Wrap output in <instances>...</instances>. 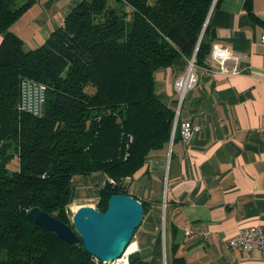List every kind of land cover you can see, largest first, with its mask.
<instances>
[{
	"label": "trees",
	"instance_id": "obj_1",
	"mask_svg": "<svg viewBox=\"0 0 264 264\" xmlns=\"http://www.w3.org/2000/svg\"><path fill=\"white\" fill-rule=\"evenodd\" d=\"M42 1L0 0V264H102L27 212L72 225L73 184L95 174L107 178L100 211L130 195L127 179L174 139L175 112L158 98L156 73L184 59L208 65L223 0H83L28 48L12 26ZM25 80L47 88L39 115L20 108ZM128 264L150 262L133 252Z\"/></svg>",
	"mask_w": 264,
	"mask_h": 264
},
{
	"label": "crops",
	"instance_id": "obj_2",
	"mask_svg": "<svg viewBox=\"0 0 264 264\" xmlns=\"http://www.w3.org/2000/svg\"><path fill=\"white\" fill-rule=\"evenodd\" d=\"M82 1L43 0L12 29L31 40L28 48L40 47ZM212 19L213 48L240 57V72L211 71L210 60L177 115L175 82L189 61L158 71V98L174 110L176 132L128 182L130 195L147 203L131 249L150 264H172L175 257L187 264H264L262 252L227 245L241 229L264 227V0H223ZM187 122L193 126L188 142ZM106 179L95 174L76 181L71 213L97 207Z\"/></svg>",
	"mask_w": 264,
	"mask_h": 264
},
{
	"label": "water",
	"instance_id": "obj_3",
	"mask_svg": "<svg viewBox=\"0 0 264 264\" xmlns=\"http://www.w3.org/2000/svg\"><path fill=\"white\" fill-rule=\"evenodd\" d=\"M129 187V183L125 185ZM147 207L131 195L118 194L108 201L105 212L86 206L72 216V225L66 224L41 208L27 212L28 219L70 245L82 246L103 264H113L132 244L135 232L141 227Z\"/></svg>",
	"mask_w": 264,
	"mask_h": 264
},
{
	"label": "built area",
	"instance_id": "obj_4",
	"mask_svg": "<svg viewBox=\"0 0 264 264\" xmlns=\"http://www.w3.org/2000/svg\"><path fill=\"white\" fill-rule=\"evenodd\" d=\"M261 43L264 45V35ZM211 62H213V69L211 71L220 72L228 75H235L240 72L241 58L233 56L228 48L221 46L214 47L211 52ZM234 63L233 67L228 66V62ZM200 67L196 64L195 58L189 60L186 72L180 76L175 82V89L178 94L177 115L180 113L187 94L193 90L200 81ZM264 81V76H263ZM46 90L44 85L34 83L28 80L22 82L21 85V100L20 108L22 111L39 115L42 113L43 106L46 101ZM193 131V126L190 122L183 124V138L186 142L189 141ZM176 132V124L173 129V138ZM130 182V178L127 179ZM189 236L194 234L193 230L187 231ZM227 245L229 248L246 249L249 251L258 250L264 254V227L251 226L241 229L236 235L229 238ZM132 253V252H131ZM124 255L116 264H128L130 254ZM103 264V263H102Z\"/></svg>",
	"mask_w": 264,
	"mask_h": 264
},
{
	"label": "rangeland",
	"instance_id": "obj_5",
	"mask_svg": "<svg viewBox=\"0 0 264 264\" xmlns=\"http://www.w3.org/2000/svg\"><path fill=\"white\" fill-rule=\"evenodd\" d=\"M22 27V26H21ZM23 32H25L24 30H22ZM25 37V36H24ZM25 41H31V40H29V38L28 37H25ZM32 44H33V42H31ZM18 167V159L17 158H15L13 161H12V164H11V168H17ZM73 215V214H72ZM129 251H131V252H133L132 251V249H131V246H130V250Z\"/></svg>",
	"mask_w": 264,
	"mask_h": 264
},
{
	"label": "bare ground",
	"instance_id": "obj_6",
	"mask_svg": "<svg viewBox=\"0 0 264 264\" xmlns=\"http://www.w3.org/2000/svg\"><path fill=\"white\" fill-rule=\"evenodd\" d=\"M130 246H131V245H130ZM130 246H129L127 252H126V255L129 254V253H131V251H129V250H130ZM113 264H116V262H114Z\"/></svg>",
	"mask_w": 264,
	"mask_h": 264
}]
</instances>
